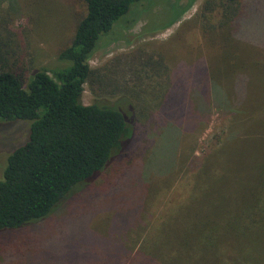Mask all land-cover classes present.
I'll list each match as a JSON object with an SVG mask.
<instances>
[{
  "label": "trees",
  "instance_id": "obj_1",
  "mask_svg": "<svg viewBox=\"0 0 264 264\" xmlns=\"http://www.w3.org/2000/svg\"><path fill=\"white\" fill-rule=\"evenodd\" d=\"M143 1L79 0L83 11L70 37L56 52L59 60L68 62L66 65L41 67L25 78L0 64V118L31 121L27 140L8 154L0 179V253L9 241L3 232L49 217L65 198L106 176L107 166L116 156L126 157L134 139L146 141L145 150L163 141L164 129L156 115L164 112L166 99L176 97L175 89L181 92L182 77H191L175 73L165 64L164 55L140 56L136 49L127 56L128 64L139 65L132 76L135 83L122 91L107 88L117 71L110 62L98 68L89 64L104 35L118 39L116 24L127 29L137 22L129 15ZM194 1L181 5L180 15ZM174 4L180 5V0ZM248 7L244 0L204 1L197 17L202 39L195 48L206 51L201 54L205 86L216 89L206 103L200 132L213 109L219 111L223 127L211 136L206 151L199 156L195 155L197 141L193 144L192 139L190 154L183 160L180 157L179 168H174L180 155L175 148L172 171L167 174L173 173L170 181L184 187L183 196L171 191L161 201L160 211L148 210L146 220L120 224L117 232H122L123 240L104 264H244L250 261L244 258L249 251L263 256L262 260L251 258L252 263L264 264V86L260 83L264 80V47L250 49L252 46L241 37ZM48 34L58 39L64 36L61 28L49 29ZM246 74L253 76L251 84H258L252 85L240 101L236 98L220 103L215 98L221 86ZM86 83L94 92L98 88L101 95L109 92L116 100L98 98L84 104ZM134 134L137 137L132 139ZM198 162L197 172L190 173L186 182V170ZM139 172L129 177L123 187L130 188L121 194L130 190L126 199L136 202V216L142 215L146 203L142 191L146 184H141ZM165 172L158 170L159 174ZM100 183L104 192L110 185L118 187L108 181ZM117 205L112 203L110 209Z\"/></svg>",
  "mask_w": 264,
  "mask_h": 264
},
{
  "label": "rangeland",
  "instance_id": "obj_2",
  "mask_svg": "<svg viewBox=\"0 0 264 264\" xmlns=\"http://www.w3.org/2000/svg\"><path fill=\"white\" fill-rule=\"evenodd\" d=\"M174 1L144 0L142 5L129 15L130 20L136 18L137 22L127 29L116 24L114 28L120 31L119 35L116 33L118 39L110 40L104 35L89 61L92 68L102 67L110 62L111 68L117 71L113 73L112 80L109 81L110 87L107 88L117 87L122 91L126 90L125 86L135 83L132 76L139 65L135 62L128 64L127 56L136 49L140 56L152 54L154 58H158L159 55H164L167 57L164 59L165 64L168 63L175 73L191 77V79L182 77L181 92L178 88L175 89L176 97L166 99L164 112L156 115L164 129L163 141L154 143L146 152L144 148L146 141L135 142L134 139L131 146L134 145L132 150H128V155L122 158L116 156L104 170L106 176L103 173L104 176L96 178L95 181H99L98 183L94 180L88 182L85 188L60 202L59 207L49 217L23 229L3 232V238L9 241L5 251L0 253V264H104L114 256L117 245L123 240L122 232H117L120 224L122 226L134 224L138 218L146 220L149 217L147 211L150 210L149 213L157 211L161 201L171 191L183 196L184 187L176 180L170 181L173 173L167 174L172 171L170 161L175 148L180 154L176 162L180 157L183 160L190 154L189 144L192 139L193 144L197 141L195 155L203 154L206 145L211 141V136L223 127V123L219 111L213 109L200 132L207 109L206 103L216 89L210 84L208 88L205 86L203 76L206 72L203 67L205 59L201 54L206 51L200 52V49L195 48L202 39L197 17L202 12L205 0H195L183 15L179 13L180 6L186 4L188 0H180V5L174 4ZM244 1L249 6V15L245 18L241 37L252 46L250 49L262 48L264 0ZM83 6L79 0H0V64L21 72L25 78L30 77L41 67L52 68L68 64L59 60L56 52L62 41L66 42L70 37ZM212 17L216 20L218 15L214 13ZM191 21L196 22L193 24ZM57 28L64 32L61 39L48 34L49 29ZM245 48L246 51H250L246 46ZM207 52H210V48ZM262 68L264 69V65ZM253 79L252 75L246 74L233 83H226L220 87L222 91L219 89L215 98L220 103H228V100L237 101L236 98L240 101V97L246 91L248 93L252 85L257 86V81L251 84ZM260 83L264 86V80ZM98 98L111 102L116 100L109 92L101 95L98 88L97 92H94L92 85L86 83L82 102L90 104ZM119 105L124 107L122 104ZM30 122L27 119L0 118V179L8 154L27 140ZM182 134H185L183 138ZM136 137L135 134L132 135V139ZM180 163L179 160L174 168L181 167ZM199 165V162L192 164L191 168L186 170L185 181L190 173L197 172ZM164 169L167 172L158 173V170ZM137 171H140L137 176L141 184H146L142 186V191L146 193V203L142 215L138 216L134 213L137 208L136 202H129L126 199L130 190L121 195L130 188V185L123 186L129 183V177L135 175ZM102 180L117 184L118 187L110 185L104 192L99 187L103 185L100 183ZM119 186L123 187L122 190H119ZM122 200L125 202L120 203ZM112 203L119 204L117 208L121 207L118 219L115 216L117 208L110 209ZM244 254V258H250V261H247L249 263L243 262L244 264H254L251 258L263 259L262 254L259 255L256 251Z\"/></svg>",
  "mask_w": 264,
  "mask_h": 264
}]
</instances>
